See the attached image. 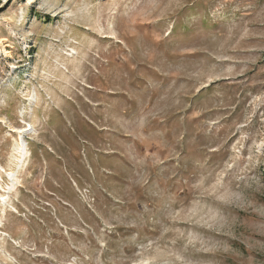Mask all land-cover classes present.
<instances>
[{
	"label": "rangeland",
	"instance_id": "obj_1",
	"mask_svg": "<svg viewBox=\"0 0 264 264\" xmlns=\"http://www.w3.org/2000/svg\"><path fill=\"white\" fill-rule=\"evenodd\" d=\"M0 264H264V0H0Z\"/></svg>",
	"mask_w": 264,
	"mask_h": 264
}]
</instances>
